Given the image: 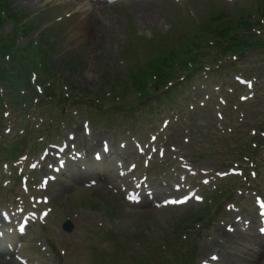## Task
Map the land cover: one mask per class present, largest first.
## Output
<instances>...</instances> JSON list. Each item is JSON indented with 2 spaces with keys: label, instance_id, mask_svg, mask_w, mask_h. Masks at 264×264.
Listing matches in <instances>:
<instances>
[{
  "label": "rangeland",
  "instance_id": "obj_1",
  "mask_svg": "<svg viewBox=\"0 0 264 264\" xmlns=\"http://www.w3.org/2000/svg\"><path fill=\"white\" fill-rule=\"evenodd\" d=\"M130 1L136 0H0L21 16L13 27H0V39L10 42L22 33L10 66L19 64L20 46L38 61L37 51L48 46L42 59L52 70L37 84L57 96L66 89L68 97L51 114L35 106L24 118L17 102L29 98L33 87L0 83L9 94L0 107V145L10 141L13 153L15 139L24 129L30 133L27 156L18 164L26 158L24 170L0 160V214L14 224V230L0 226V239L14 247L0 261L264 264L261 219L255 230L241 224L242 218H264V50L238 59L236 51H224L234 43L243 51L240 40L264 45V0H141L153 3L147 17ZM37 36L40 45L29 47ZM187 48L199 54L196 69L176 73L179 59L168 62L170 91L165 83L155 85L161 74L137 75ZM0 59L1 75L8 67L5 56ZM145 86L155 97L142 101ZM49 121L54 128L45 132L40 125ZM39 128L42 138L49 136L45 142H36ZM103 145L112 150L108 162L93 167ZM86 150L90 169L71 162L45 189L43 179L58 164L49 160L51 152L66 161ZM115 164L111 180L93 177ZM77 171L82 180L74 179ZM155 182H162L163 196L155 194ZM134 194L143 200L135 202ZM242 240L257 245L243 249Z\"/></svg>",
  "mask_w": 264,
  "mask_h": 264
},
{
  "label": "trees",
  "instance_id": "obj_2",
  "mask_svg": "<svg viewBox=\"0 0 264 264\" xmlns=\"http://www.w3.org/2000/svg\"><path fill=\"white\" fill-rule=\"evenodd\" d=\"M10 4V3H8ZM221 18H225L226 14H220ZM20 14H18L17 12H14V13H11L9 11V8L7 9V6L6 4H2L0 3V27L3 25V24H7V23H12V24H15V23H19L20 21ZM3 28V27H2ZM1 28V29H2ZM16 31H20V28H15ZM16 38V43H17V35L15 33L14 35V40ZM14 40L12 42L8 41V40H3V38L0 39V58H2L3 55H12V52L14 51L13 49H11L12 47H14L15 43H14ZM4 41V42H3ZM239 43L241 44V47L243 48V51H239L240 49V46L239 44H233L232 46H227L226 49H224V51H233V52H237V56L236 57L237 59L238 58H241V56L245 55V53H250V52H256V51H259V50H264V45H260V44H255V43H250L249 41L247 40H240ZM29 47H32L33 46V42H29L28 44ZM28 49V47L26 48H20L16 51H19V52H23L21 53L23 56H27V57H30L31 54L30 53H27L26 50ZM192 50L190 49H186V51L183 53V55H179L178 52H176L175 50L172 51L169 56H163L161 57L160 61L157 62H154L150 65L149 69L148 70H144V71H141L139 72L137 75L139 76H144V77H153L154 75H158V74H161V78H160V82L159 83H156L155 85L158 86V85H162L165 83L166 79H168V77L172 76L173 75V69L172 68H167V63L168 62H173V61H176L177 59H179V67H177L176 69V73H179L181 69H184V68H190V67H193V70H195V63L198 61V58H199V54L198 53H195V54H192L191 52ZM38 54H42V56H46V51L44 50H38L37 51ZM1 61V59H0ZM12 61H14V56L12 55ZM18 63L19 64H13L11 67V69L13 70H16L17 71V74L20 75V80L17 79V74H10L8 72V70H5V72L1 73L2 77L5 76V80L7 82H10L12 84H14L15 82H17L18 84V87L17 88H24V87H27V86H30V87H34L33 84L30 83V81L28 80V78L30 77V73H31V70H37L38 67H39V64H37V60H33V59H29L27 60L26 57H22L20 59H18ZM46 67V71L48 70L47 66L45 65ZM5 67L4 65L3 66H0V71L4 70ZM146 74V75H145ZM139 76L136 77V79L140 80L139 79ZM45 80H47L46 76H43L39 82H44ZM170 82H166L164 85H163V88L166 89V91H170ZM54 87V86H53ZM35 88V87H34ZM34 91V90H33ZM52 93V94H51ZM56 93V92H55ZM45 94L44 96H41V97H47L48 100L50 101H55V102H58V103H61L65 96L63 95V91L60 92V96H57V94H54V90L53 89H49V91L45 89ZM36 95V94H35ZM38 95V93H37ZM154 94L150 93L147 89H146V86L144 87V91H140V97L138 98L139 100H148L149 98H151ZM60 97V98H59Z\"/></svg>",
  "mask_w": 264,
  "mask_h": 264
},
{
  "label": "bare ground",
  "instance_id": "obj_3",
  "mask_svg": "<svg viewBox=\"0 0 264 264\" xmlns=\"http://www.w3.org/2000/svg\"><path fill=\"white\" fill-rule=\"evenodd\" d=\"M131 3L134 6V8L136 9V11L140 12L142 14V16L147 17V16H149L151 14V10L153 9V3H151V1L136 0V1H132ZM93 9H95V10H103V9H109V7H99V8L97 7V8H93ZM87 157H89L88 150H86V154L83 156L82 159L85 160ZM104 158H105V160L102 163V165H104V163H107V160H108L107 159V155H105ZM50 159L54 160L55 157L54 156H51ZM63 160H64V158H63ZM59 164H60V162L58 163V166H59ZM96 164L97 163H94L92 166L95 167ZM117 165L118 164L113 165L114 167L112 166L110 169L104 168L106 170L105 174L108 175V177L106 179H110L111 180V175H114V174H115L114 177L116 176V170H117V167L116 166ZM68 166H69V164H68ZM102 169L103 168H100V170H98L95 174L93 173V177L97 178V175H98V178H97L98 180H101L102 178H105V174H102ZM80 170L83 171V172H86L87 171L84 168H81ZM108 172H111V175L107 174ZM75 176H77V178H74L76 180H82V178H84L83 174H81L79 171L76 172V175ZM56 178H57V180H59L60 179V176L58 175ZM108 184H110V183H108ZM155 186L157 187V188H155V190H156L155 191V194L158 195V196H161L163 194L162 192L164 191V187L162 186V182H155ZM88 189H91V188H88ZM142 191L145 192V189H142ZM123 195L125 196V192H123ZM134 196H135V194H134ZM149 204H152V202L146 203V205H149ZM256 219H257V222H256ZM241 222H242L241 224H248V227L251 230H255L256 229V225L255 224H257L258 222H259V226H260V218L259 217L258 218L253 217V219L252 220H249V222L244 221L243 218H242L241 219ZM0 223L6 224V220L1 215H0ZM242 242H243V240H242ZM247 244L248 245L244 244V242H243V244L240 245V247L242 246L243 249H246L247 246L248 247H251L253 245L254 246L257 245L256 242L255 243H249L248 242ZM258 244H259V247L261 248V242L258 243ZM215 248H216V246L213 245L212 246V249L208 252V254H207L206 257H209L211 254H213L214 253V250L213 249H215ZM261 251H262L261 252V255L264 256V250H261ZM246 254L248 255V259H250V261H254L255 260L254 259V258H256L255 256L249 255L247 252H246ZM0 264H12V262H9V261H0Z\"/></svg>",
  "mask_w": 264,
  "mask_h": 264
},
{
  "label": "snow or ice",
  "instance_id": "obj_4",
  "mask_svg": "<svg viewBox=\"0 0 264 264\" xmlns=\"http://www.w3.org/2000/svg\"><path fill=\"white\" fill-rule=\"evenodd\" d=\"M172 203H177V201H172Z\"/></svg>",
  "mask_w": 264,
  "mask_h": 264
},
{
  "label": "water",
  "instance_id": "obj_5",
  "mask_svg": "<svg viewBox=\"0 0 264 264\" xmlns=\"http://www.w3.org/2000/svg\"><path fill=\"white\" fill-rule=\"evenodd\" d=\"M68 226H70V224Z\"/></svg>",
  "mask_w": 264,
  "mask_h": 264
}]
</instances>
